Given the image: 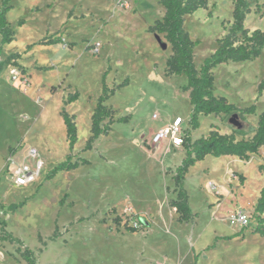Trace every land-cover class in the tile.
<instances>
[{
	"label": "rangeland",
	"instance_id": "obj_1",
	"mask_svg": "<svg viewBox=\"0 0 264 264\" xmlns=\"http://www.w3.org/2000/svg\"><path fill=\"white\" fill-rule=\"evenodd\" d=\"M234 1L209 0L206 10L185 17V32L198 42L193 52L196 69L227 34ZM248 1L253 10L256 5L264 10V0ZM11 5L7 19L16 40L1 48L0 62L11 54L20 58L11 59L0 73V232L4 229L22 246L0 242V264H25L17 252L23 248L34 253L37 264H193L197 254V264H264V238L253 234L254 223L243 228L234 221L239 212L252 215L264 186L258 171L264 147L248 163L207 156L198 162L201 167L188 172L183 187L198 214L192 223L179 224L169 206L176 198L172 176L181 154L174 156L164 144L152 148L150 138L177 117L188 130L191 106L182 99L186 80L166 74L170 46L162 35L147 33L164 15L159 0H12ZM19 20L24 21L22 27L16 25ZM244 27L264 30V16L248 15ZM49 37L62 43L26 51ZM11 67L22 71L29 87L9 79ZM41 67L49 69L42 72ZM108 68L109 88L129 81L106 102L114 119L128 117V122L114 124L107 136L84 151L101 77ZM212 76L215 95L239 108L256 105V114L245 117L255 129L264 110V91L257 99L264 49L255 61L220 65ZM75 92L78 100L64 107L69 116L76 115L77 142L70 150L59 112ZM213 126L221 134L232 130L229 118L200 117L192 139L207 136ZM30 148L39 153L44 171L33 187L14 188L7 177L8 159ZM171 153L174 157H166ZM68 157L89 164L47 179ZM235 175L244 178L243 184ZM21 203L15 211L7 210ZM136 218L145 219L149 227L128 233L123 223ZM55 226L56 239L51 240ZM241 231L237 238L204 251L215 236ZM197 241L205 242L199 248Z\"/></svg>",
	"mask_w": 264,
	"mask_h": 264
},
{
	"label": "trees",
	"instance_id": "obj_2",
	"mask_svg": "<svg viewBox=\"0 0 264 264\" xmlns=\"http://www.w3.org/2000/svg\"><path fill=\"white\" fill-rule=\"evenodd\" d=\"M209 0H159V4L164 9V15L160 21H156L149 26L147 33L154 35H162L166 43L171 48V56L166 60L165 71L168 76L181 77L186 80V84L182 86V92H189V103L191 106L188 127L185 131L182 149L185 156L180 165L174 170L172 176L174 189L173 193L176 198L170 201L169 206L175 210L179 224L192 223L198 214L194 213L189 206V196L183 187L188 170L196 163L203 161L207 156L213 158L235 157L238 160L248 163L251 156L256 155L258 151L264 147V110L257 116V125L252 129L246 122V116H254L256 114V105L252 104L248 107L239 108L222 97L214 94V79L212 71L216 67L224 64H237L243 62L255 61L264 49V30L249 31L244 27L246 17L252 13L264 16V10L258 5L252 9V3L248 0H235L233 3L232 24L227 30V34L217 41L215 51L205 58L199 69H196L193 62V52L198 42L192 41L184 30L185 17L191 16L200 10H206ZM12 0H0V51L1 47L10 45L16 40L14 29L7 21V14L12 10ZM69 16V15H68ZM17 27L24 25L23 20L16 23ZM60 38H43L36 44L26 47V51L31 50L34 46H54L61 44ZM70 44L68 47H73ZM20 55L11 54L4 62H0V72L3 66L11 59H19ZM49 68H39L42 72H47ZM109 68L102 74L100 94L97 98L92 116L90 118V137L86 142L84 151L92 149L94 142L100 136H107L114 124H123L128 122V117L114 119V112L106 106V102L112 98L116 91L123 89L129 85L128 79L113 88H109L106 84V78ZM264 91V79L257 86V99L261 97ZM79 98L78 92L69 94L63 101V107L59 112L65 127L66 140L69 149L72 150L77 142V127L75 116H69L65 112V106L76 102ZM213 115L215 117L224 116L230 118L237 115L246 128L239 131L232 127L230 134H221L219 130L213 126L207 136L198 139H192L191 133L199 128V118ZM251 134L248 139L243 137ZM240 137V138H239ZM15 149H10V153L14 154ZM89 162L81 159L71 162L68 157L64 162L54 167L47 175V179L53 178L58 172H68L78 168L80 165H88ZM258 171L264 175V164L259 165ZM238 177L239 182L243 184L244 178ZM11 205L8 211H15L21 205ZM138 219L140 227H133L129 222H124L123 227L128 233H136L140 228L148 226V222L143 218ZM116 224H122L120 219H115ZM254 223L253 234L264 238V186L260 190L259 197L253 206L251 215V224ZM2 228L3 223H0ZM247 228V227H243ZM4 230V229H3ZM0 232V242H8L18 245L22 243L13 236ZM245 230V229H244ZM243 231V230H242ZM228 237H215L212 245L206 250L212 249L219 241H230L237 238L241 233ZM57 226L54 229V235L51 240L56 239ZM21 249V248H20ZM20 249V254L25 264H37L34 253L28 248ZM197 256L194 257V263Z\"/></svg>",
	"mask_w": 264,
	"mask_h": 264
},
{
	"label": "built area",
	"instance_id": "obj_3",
	"mask_svg": "<svg viewBox=\"0 0 264 264\" xmlns=\"http://www.w3.org/2000/svg\"><path fill=\"white\" fill-rule=\"evenodd\" d=\"M125 8L128 5L124 4ZM99 50V46L97 51ZM9 79L13 83H18L23 87H29L28 78L23 75L18 67H11L9 70ZM154 119L158 118L157 114L153 115ZM184 121L177 117L171 123L163 128L158 129L151 138V147L156 148L161 143L167 142L171 148H182L184 142L185 126ZM44 164L36 149L30 148L25 153L16 152L8 159L7 177L12 186L17 189H25L34 185L44 171ZM234 221L241 227H247L251 224V216L239 212ZM129 225L137 228L140 227L138 219H131Z\"/></svg>",
	"mask_w": 264,
	"mask_h": 264
},
{
	"label": "crops",
	"instance_id": "obj_4",
	"mask_svg": "<svg viewBox=\"0 0 264 264\" xmlns=\"http://www.w3.org/2000/svg\"><path fill=\"white\" fill-rule=\"evenodd\" d=\"M8 15V14H7ZM6 18H7V16H6ZM7 21H8V19H7ZM9 23V22H8ZM5 46H7V45H5ZM4 47V46H3ZM3 47H1V48H3ZM1 52V51H0ZM4 62V61H3ZM1 73V72H0ZM176 77V76H175ZM187 94H186V96L184 97V98H182V99H185L186 101H189V92H186ZM226 99V98H225ZM97 101V100H96ZM75 116V118H76V115H74ZM92 116V115H91ZM91 118V117H90ZM158 120V118L157 119H155V121H157ZM174 120V119H173ZM173 120H170L169 122H167L166 124H164V125H162V126H160V127H158L155 131H154V133L158 130V129H160V128H163V127H165L166 125H168L169 123H171ZM64 126V125H63ZM65 128V127H64ZM89 131H90V126H89ZM153 133V134H154ZM191 134H193V133H191ZM192 137V136H191ZM151 138H152V136H151ZM150 138V139H151ZM195 140V139H194ZM162 144H164L165 146H167L169 149H171L172 151H175V154H174V156H177V152H180V154H181V158H180V160L179 161H181L182 162V160L184 159V156H185V153H184V150L182 149V148H178V149H174V148H171L170 146H169V144L167 143V142H163V143H161L160 145H162ZM159 145V146H160ZM167 148V150H169ZM15 153V152H14ZM169 156H172V157H174L173 155H172V153L171 154H166V157H169ZM205 160V159H204ZM197 167H201V163H196L193 167H191L189 170H188V172H191L192 170H195V169H197ZM175 168H177V167H175ZM188 174V173H187ZM31 187H33V185L31 186ZM31 187H29V188H31ZM187 192V191H186ZM189 224V223H188ZM147 227H149V223H148V226ZM232 236V235H231ZM215 237H220V236H215ZM214 237V238H215ZM223 237H228V236H223ZM214 238H213V240H214ZM235 239V238H234ZM207 240V239H206ZM205 240V241H206ZM233 240V239H232ZM205 241H202V242H205ZM231 241V240H230ZM202 242L200 241V242H196L195 244H196V246L197 247H201L202 245ZM224 242H226V241H224ZM212 243H213V241H212ZM212 245V244H211ZM216 245V244H215ZM207 247H209V246H207ZM207 247H205V249H204V251H209V250H206V248ZM214 248V247H213ZM212 248V249H213ZM212 249H210V250H212ZM195 256H197V259H198V256H199V254H197V255H195ZM194 256V257H195ZM194 257H193V264H197V261H196V263H194Z\"/></svg>",
	"mask_w": 264,
	"mask_h": 264
},
{
	"label": "water",
	"instance_id": "obj_5",
	"mask_svg": "<svg viewBox=\"0 0 264 264\" xmlns=\"http://www.w3.org/2000/svg\"><path fill=\"white\" fill-rule=\"evenodd\" d=\"M162 48L165 49L166 46L163 44ZM229 124L231 125V127L242 131L246 128V125L240 121L239 117L237 115H233L229 118Z\"/></svg>",
	"mask_w": 264,
	"mask_h": 264
}]
</instances>
